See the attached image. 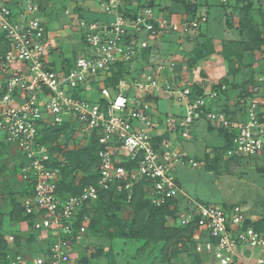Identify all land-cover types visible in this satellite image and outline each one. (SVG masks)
Instances as JSON below:
<instances>
[{
	"label": "built area",
	"instance_id": "obj_1",
	"mask_svg": "<svg viewBox=\"0 0 264 264\" xmlns=\"http://www.w3.org/2000/svg\"><path fill=\"white\" fill-rule=\"evenodd\" d=\"M128 1L101 0L109 20L78 21L83 50L67 67L53 58L56 45L41 20L40 0H0V141L20 154L16 173L27 190L21 207L30 228L24 223L42 245L30 258L17 249L6 252L7 264H79L78 245L100 197L110 194L128 202L137 187L154 207L170 201L180 207L175 218H166V226L191 229L198 255H211L214 264H264V226L245 225L249 219L237 206L220 209L184 200L174 175L175 166L184 163L182 151L172 142L191 140V127L202 123L228 136L224 158L259 157L264 95L254 91L236 98L239 110L227 114L218 108L223 98L213 84L196 81L199 95L192 86L178 87L164 78L173 73V61L160 63L140 81L106 87L116 64L139 58L166 33L187 36L206 22L158 18V0H148L152 7L135 0L137 13L128 18L123 15ZM160 92L178 105V113L152 115L157 105L146 98ZM60 127L79 141L77 149L93 137L98 145L96 181L77 195L57 193L65 161L43 143L47 131ZM81 178L75 173L63 181L77 187Z\"/></svg>",
	"mask_w": 264,
	"mask_h": 264
},
{
	"label": "rangeland",
	"instance_id": "obj_2",
	"mask_svg": "<svg viewBox=\"0 0 264 264\" xmlns=\"http://www.w3.org/2000/svg\"><path fill=\"white\" fill-rule=\"evenodd\" d=\"M40 2L42 8L40 16L43 12L41 20L49 34L51 33L53 43L57 44L55 52L58 59L62 55L61 46L66 53L65 56L68 51L70 52L71 57L69 58L80 53L81 41L77 29L79 20H97L100 22L105 13L100 0H40ZM126 6L132 12L137 9L135 0H129L126 2ZM182 19L193 20L191 16ZM194 20L200 21V16ZM171 23L174 22L171 21ZM194 31H198V29L192 32ZM179 36L177 34V37ZM191 49L192 55H194L196 46H192ZM235 51L236 49L232 47L224 55L220 53L221 59H217L216 63L213 61L209 63L210 68L212 63L216 70L215 78H209V83L224 85L227 106L233 112L238 111L234 105H236L235 94L239 92V89L236 93L229 92V87L232 84L238 85L252 79L251 81L256 86L252 87L250 92L255 91L256 94L264 95V76H258L260 68H252V65L245 66L242 61L231 56V53H235ZM258 52L256 51V53ZM165 53V56L169 58L162 61L157 60V57L162 56V53L160 47L156 46V42H153L147 59L136 58L134 61L125 64L128 76L123 80L132 79V75L139 78V80L133 81H140L144 74H149L150 69L154 70V67L160 63L173 61L175 63L173 73L165 74L164 78L169 81L172 80L174 85L177 84L178 87L183 85L184 82L177 80L175 76L176 73L179 74L178 64L175 60L177 53L172 49L165 51ZM235 70L241 73L237 78L231 75ZM255 70L257 73L253 74ZM201 73L200 77L203 78L204 75ZM205 73L207 75L208 72L205 71ZM261 79L262 81H259ZM193 84L185 83L184 85L192 86ZM157 98L154 102L157 108L156 110L152 108L153 116L160 115L159 117L164 118L168 111L174 113L171 111L172 108L175 109V112L180 109L176 103L171 104L169 100L166 101L162 92L158 94ZM221 104L224 103L221 102ZM190 136L191 140L188 141H178L176 138L172 141L173 147L182 151L184 163L175 166L174 175L184 200L220 209L237 206L249 219L248 223L255 224L259 220L264 221V152L253 159H228L224 156L215 159L214 150H221L224 145L222 137L216 131L209 130L204 124H196L191 127ZM78 142L76 139L61 137L58 144L66 147L67 150H77ZM79 145L82 143L80 142ZM16 152V148L13 146L8 148L3 141H0V168H2L1 166L5 168L3 172L0 170L2 182L0 194V261L3 260L4 252H12L13 249L19 250L20 253L30 258L42 247L35 239H29L32 232L28 228L26 229L25 226L20 228L19 226L22 222L18 219L16 210L20 204L19 193H21L22 188L18 192L17 186H12L7 181L11 176V167L14 166L11 165V162L16 161V154L18 153ZM193 163L196 165L195 167L192 166ZM207 168L211 170L209 171ZM12 173L16 177L15 172ZM69 176L67 175L66 178ZM91 215L92 220L95 218L97 220L93 222V232L88 231L78 245L80 260H84V262L78 260L79 264H214L211 255H198L195 251L187 250L182 243L177 242L178 238L176 237H171L167 241L154 240L158 234H162L158 227L153 230L154 237L148 241L130 239L128 231L144 225L149 217L148 210L139 211L135 206L125 205L121 208H111L107 212L102 207L99 209L97 205L96 209L91 211ZM165 227L167 226L165 225ZM167 228L171 227L168 226ZM10 237H13L14 242L9 240Z\"/></svg>",
	"mask_w": 264,
	"mask_h": 264
},
{
	"label": "trees",
	"instance_id": "obj_3",
	"mask_svg": "<svg viewBox=\"0 0 264 264\" xmlns=\"http://www.w3.org/2000/svg\"><path fill=\"white\" fill-rule=\"evenodd\" d=\"M175 1V0H174ZM181 2H184V0H180ZM101 2V0H100ZM245 2L246 5L241 9L244 11H247L250 8V2L248 0H236V3H243ZM40 4V10L41 8V2H39ZM149 6H154V4L152 2L147 3ZM129 7L127 6V8H125V12H123V15L125 17L128 18H133L136 13L137 10L134 12H132L130 9H128ZM140 9V7H139ZM138 9V11H139ZM127 10V11H126ZM43 12L41 13L42 16ZM195 15L192 14L191 15V19H196L194 17ZM248 19V16L245 17ZM241 24V34H244V37L246 39V42H244L242 44V46H234L237 47L238 49H240V51H238L237 53H231V56L235 57L236 59L242 61V57L243 54L245 53L248 56H251L253 52L255 51H261V47L264 46V37L262 35V32H259L257 30V26L255 24H251L250 22H247V20L243 21L240 23ZM81 41V45L83 47V41L80 38ZM212 45L211 43L207 42L205 44H202L201 46H199L196 51L194 52L193 58L191 60H189L188 65H193L195 63L196 60L198 59H203L204 57H206V55L211 53V48ZM228 51V50H227ZM149 52H150V48H147L145 50H143L140 53V59H147L149 57ZM226 52V51H225ZM223 52V55L224 53ZM237 52V51H236ZM241 53V54H240ZM75 59L73 60H64V63L67 67H71L72 63L74 62ZM152 66V65H150ZM152 70V69H150ZM126 65L124 64H116V66H114L111 69V73L110 76L108 78L105 79L104 81V85L106 87H115L118 82L120 80H123L125 77H127V73H126ZM260 72V73H259ZM238 71L235 70L231 73V75H235L237 74ZM257 72L254 71L253 74H256ZM258 76H264V65L262 66V69L260 68L258 70ZM176 78L177 80H181L180 79V75L178 73H176ZM255 76V75H254ZM132 80H139V78L133 77L131 75ZM203 79H205V77H203ZM250 80L245 81L242 84H232L231 87H229V92L231 91L236 93L237 90L239 91L236 95V98H243V97H251L252 93L251 88L255 87L256 84L254 82ZM205 83V82H204ZM206 84V83H205ZM224 86V85H222ZM221 85H212V88L214 90H216L219 93V99L220 97L223 98V100H219V109L226 112L227 114L230 113H234L232 110H229L228 108V102H226V92L225 91H221ZM193 91H196L197 94H201V86H198V84H193L192 88ZM148 101H154L156 102V100L158 99L153 98V97H147L146 98ZM221 102H223L224 104H221ZM237 110H239L238 108V104L236 103V105H234ZM211 130V129H209ZM218 134L222 137L223 141H224V145L222 147L221 150H217L215 149V159H218L219 157H222L224 155V153L227 151L228 149V136L226 134H223L222 132L218 131ZM61 137H66V138H70L69 137V133L66 132V127H60V128H52L49 131L46 132V135L43 139V143L46 145L50 146V150L51 152H58V153H62V156L64 158V166L61 169V175H62V181L61 183L58 185V194L59 195H77L81 192L82 188L85 186H88L90 184H93L96 181V175L94 174V170L96 168L97 165V151H98V145L96 142V139L93 137L88 145L85 148L82 149H77V150H67L66 147H64L62 149L61 146H59L58 141ZM165 137V135H164ZM162 139V137H159V140ZM224 152V153H223ZM223 153V154H222ZM209 171L211 169L207 168ZM75 173H80L82 175L81 181L79 183V185L77 187L73 186L72 183L70 184H65L63 180L66 179L67 175L70 174H75ZM27 192V190L25 189L24 185L22 187V191L20 193V204L17 207L16 210V214L18 219H20V222H28V227L30 228V217H27L24 215L23 209L21 207V201L23 199V197L26 195L25 193ZM135 206L137 208V210L142 211V210H148L149 212V217L148 219L145 221L144 225L141 227H136L134 229H130L128 231V236L130 237V239L132 240H147L148 239H152L154 237L153 233H154V229L158 227L159 230L162 231V234L159 235L157 238H154V240L159 239V241H167L169 240L171 237H176L178 238L177 242L178 243H182L185 248L191 252H194V246H195V242L192 239V230L189 228H167L165 227L166 225V218H175L176 213L179 211L180 207L178 205H176L175 202L170 201L168 202L166 205H163L161 207H154L152 205L149 204L148 201L143 199V195L141 192L140 187H137L134 190V194L132 196V199L130 201H126L125 197H117V196H113V195H106V196H101L99 203H98V207L100 209V207H102L104 209V211H110L111 208H121L123 206ZM170 206H173L174 208L171 209ZM99 213V210H97ZM102 211V210H100ZM96 212V211H95ZM100 214V213H99ZM103 216V215H102ZM100 218V217H99ZM94 220H97L96 218L93 219L88 227V231L93 232L94 230ZM249 221L246 222L245 225L251 224L248 223ZM93 224V225H92ZM252 226L256 229H260L264 226V221H257L255 224H252ZM91 229V230H90ZM87 234V233H86ZM29 239L34 240L35 239V235L31 234L29 236ZM7 248V247H6ZM5 254L6 252H4V256H3V260L0 261V264H7V261L5 259ZM80 262H84L83 259L80 260Z\"/></svg>",
	"mask_w": 264,
	"mask_h": 264
},
{
	"label": "crops",
	"instance_id": "obj_4",
	"mask_svg": "<svg viewBox=\"0 0 264 264\" xmlns=\"http://www.w3.org/2000/svg\"><path fill=\"white\" fill-rule=\"evenodd\" d=\"M248 1L250 2V8L247 11H244L241 9L246 5V3L243 2L238 4L236 3V0H184V2H181L180 0H158V18H165L169 21L177 23L181 21L182 18H185L186 16L189 17L194 14L195 18H197V16H200V18H205L206 23L201 25L198 31H191L187 36L177 37V34H164L161 39L156 41V46L160 47V52L162 53V56L157 57V60L162 61L166 60V58H169L165 56V51L167 52L169 49H172L175 51V53H177L175 60L178 64L180 79L184 82V84L195 83L196 81L209 83V78H215L214 74L216 72L213 64L211 63L210 68L209 63L211 61L214 63L217 59H221L220 53H223L232 47L236 49L237 52L235 51V53L238 54L240 49L234 46H242V44L246 42L244 34L240 33L241 22L247 20V22L255 24L257 26V30L262 32L264 37V0ZM142 3L147 4L149 1L143 0ZM124 7L127 8L126 4ZM247 16L248 19L245 18ZM108 18V16L102 15L101 21H107L109 20ZM207 42L211 43L212 45L211 53L206 55V57L209 56L210 58L204 57V60L198 59L193 65H188L189 60L193 58L191 49L192 46L195 45L197 49L199 46ZM55 45L57 44L55 43ZM61 48L62 55L59 57V59L56 57V52L55 55H53V58L56 59L58 63H64V60L66 59H75L83 50L82 45H80V53L75 54L73 58H69L71 57L70 52L68 51L67 55L65 56L66 53L62 46ZM190 49L191 51H189ZM242 60L245 66L252 65V68H261L264 65V46L261 47V51L258 53L255 51L251 56L244 54ZM256 62H259V64H256ZM205 71L208 72L207 75ZM200 73L204 75L205 79L200 77ZM240 74L241 73L238 72L234 75V77L237 78ZM171 111L178 113L180 109L175 112V109L172 108ZM8 148L10 147L8 146ZM11 151L12 150H10V152ZM17 154L16 161L11 162V165H14L11 167V171L15 172L16 177H14V174L11 172V176L7 181L8 183L12 184V186H17V190L19 192L21 190L22 184L19 182L16 172L18 170L19 164L22 162V159L20 154ZM1 167L2 168H0V170L3 172L5 168L4 166ZM1 188L2 182L0 180V194L2 192ZM19 226L20 228L25 226L27 229V226L24 222L19 224Z\"/></svg>",
	"mask_w": 264,
	"mask_h": 264
}]
</instances>
